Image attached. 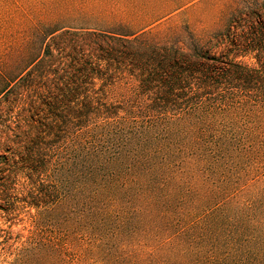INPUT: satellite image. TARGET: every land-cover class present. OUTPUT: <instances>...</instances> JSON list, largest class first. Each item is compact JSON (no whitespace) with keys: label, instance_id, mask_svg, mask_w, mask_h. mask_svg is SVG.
I'll use <instances>...</instances> for the list:
<instances>
[{"label":"trees","instance_id":"trees-1","mask_svg":"<svg viewBox=\"0 0 264 264\" xmlns=\"http://www.w3.org/2000/svg\"><path fill=\"white\" fill-rule=\"evenodd\" d=\"M184 5L34 0L11 27L3 211L64 210L59 263L264 264V0L190 49L156 31Z\"/></svg>","mask_w":264,"mask_h":264},{"label":"rangeland","instance_id":"rangeland-1","mask_svg":"<svg viewBox=\"0 0 264 264\" xmlns=\"http://www.w3.org/2000/svg\"><path fill=\"white\" fill-rule=\"evenodd\" d=\"M167 1L183 2L185 5L156 27L157 32L167 35L169 31H175L178 35L172 34L173 37L169 41L163 38L159 40L169 44L180 42L179 46L190 49L188 39L190 33L206 40L226 30L231 17L244 14L246 8L257 0ZM12 16L14 22L10 21ZM26 19L34 24V0H0V50L9 41L11 27L22 28ZM2 162L0 159V264H67V255L62 254V249H55L54 245V242L59 240L60 246L63 247L66 240L67 220L64 218V210L56 212L59 215L57 218L51 217V212H45L38 224H34V215L37 211L27 205L33 204L34 201L30 195L25 197L17 195L16 200L26 201L19 204L18 214L10 215L8 211L4 212L3 210L8 209L5 201L12 196L14 198V193H17L24 182L20 180L17 186L14 185V181L6 184L2 172L5 169L12 171L13 180L15 171L5 167ZM27 182L28 180L25 184ZM58 250L62 252L60 254L62 263L57 259Z\"/></svg>","mask_w":264,"mask_h":264}]
</instances>
